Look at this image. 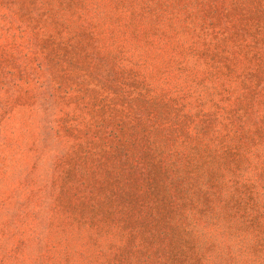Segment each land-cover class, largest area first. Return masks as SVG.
<instances>
[{
    "label": "rangeland",
    "instance_id": "rangeland-1",
    "mask_svg": "<svg viewBox=\"0 0 264 264\" xmlns=\"http://www.w3.org/2000/svg\"><path fill=\"white\" fill-rule=\"evenodd\" d=\"M0 264H264V0H0Z\"/></svg>",
    "mask_w": 264,
    "mask_h": 264
}]
</instances>
